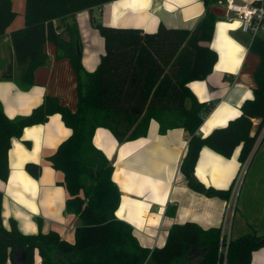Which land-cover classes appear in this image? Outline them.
<instances>
[{
    "label": "trees",
    "instance_id": "1",
    "mask_svg": "<svg viewBox=\"0 0 264 264\" xmlns=\"http://www.w3.org/2000/svg\"><path fill=\"white\" fill-rule=\"evenodd\" d=\"M112 1L25 0V26L10 35L15 69L3 79L13 77L22 88L32 86L35 69L48 61L44 45L52 43L75 72L77 104L72 113L58 100L45 97L29 115L14 119L0 107V180L8 178L11 139L19 138L26 127L59 114L72 133L46 161L63 174L65 211L75 215L79 224L72 243L54 231L23 235L14 220L5 229L0 195V264H34L35 251L42 264H250L252 253L264 246V236L250 232L230 238L223 253L221 229L203 230L194 223L172 226L162 248H142L132 228L115 217L119 190L111 178L112 167L93 146L92 138L96 129L104 128L120 142L132 141L146 135L151 120L158 123L161 135L183 129L187 146L179 171L187 187L228 201L234 182L227 190L206 187L196 179L194 170L204 147L230 158L241 146L238 160L243 165L258 139L260 146L264 143V31L252 35L249 45V51L259 59L253 71V98L242 103L239 117L201 137L198 129L214 103H200L187 85L205 80L216 63L215 52L205 44L212 40L217 21L214 7L220 0H202L205 13L193 30L160 25L156 33L148 34L106 27L91 17L92 27L104 40V54L94 72H85L75 15ZM13 19L11 1L0 0V36ZM55 20L66 21V38L53 24ZM253 120H258L257 125ZM25 170L37 178L41 169L27 164ZM15 252L26 253L23 263L16 262Z\"/></svg>",
    "mask_w": 264,
    "mask_h": 264
},
{
    "label": "crops",
    "instance_id": "2",
    "mask_svg": "<svg viewBox=\"0 0 264 264\" xmlns=\"http://www.w3.org/2000/svg\"><path fill=\"white\" fill-rule=\"evenodd\" d=\"M10 1L14 19L0 36V107L9 119H14L29 115L49 97L74 113L76 75L70 61L60 58V52L52 43L44 45L48 61L35 69L32 86L22 88L13 77L3 79L15 69L10 35L25 26V0ZM253 1L261 0H235L241 5ZM204 13L202 0H115L91 11H80L75 21L80 35L82 67L85 72H94L104 54V40L92 27L91 17L106 27L153 34L160 25L193 30ZM214 14L217 21L212 40L205 45L215 52L216 63L205 80L187 85L200 103H214L198 129L201 137L240 116L242 103L253 98V71L259 60L249 51L252 35L244 31L243 24L237 19L228 21L231 15L219 4L215 5ZM66 21L53 22L60 27L63 38H66ZM71 133L61 116L53 114L45 123L26 127L19 138L11 139L8 178L5 182L0 180L1 219L5 229H9V221L14 220L23 235L54 231L63 240L73 242L79 221L65 211L67 192L61 184L63 174L46 161ZM92 144L112 167L111 178L120 194L115 217L132 228L142 248L150 251L162 248L170 228L185 223H194L203 230L224 227L229 238L246 234L245 226L235 220L237 211L235 216L234 209L226 213L229 200L206 197L187 187L179 171L187 146L183 129H172L161 135L158 123L151 120L144 137L120 142L109 130L98 128ZM240 149L241 146L237 147L230 158H224L207 147L202 148L194 170L196 179L206 187L229 189L242 168L238 160ZM27 164L40 166L37 178L26 172ZM248 171L240 193L232 198L233 206ZM253 179L256 180L250 185L255 191L260 190V210L264 211V171L256 173ZM34 264H42L37 251ZM250 264H264V246L252 253Z\"/></svg>",
    "mask_w": 264,
    "mask_h": 264
},
{
    "label": "rangeland",
    "instance_id": "3",
    "mask_svg": "<svg viewBox=\"0 0 264 264\" xmlns=\"http://www.w3.org/2000/svg\"><path fill=\"white\" fill-rule=\"evenodd\" d=\"M260 138L256 142V145L253 149V151L258 148L259 151L257 152V155L253 162L250 165V157L253 153H251L249 159L242 165L243 170L241 173L240 178V186H242L243 179L248 171V176L245 180V184L242 188L241 194L237 195V198L235 199V205L238 207L237 215H236V222L237 224H243L245 226L244 232L245 233H257L258 236H264V211L260 210V201L262 198V194H259L260 190L257 189L256 191L253 189V185H250V182H254L256 179H253L256 177V173H261L264 171V143L259 147L260 144ZM255 156V155H254ZM242 169V168H241ZM240 169V171H241ZM239 171V173H240ZM253 177V178H251ZM239 186L237 193H240L239 190L241 189ZM235 208V206H234ZM236 214V212H235ZM251 226L252 228H247ZM247 226V227H246Z\"/></svg>",
    "mask_w": 264,
    "mask_h": 264
},
{
    "label": "built area",
    "instance_id": "4",
    "mask_svg": "<svg viewBox=\"0 0 264 264\" xmlns=\"http://www.w3.org/2000/svg\"><path fill=\"white\" fill-rule=\"evenodd\" d=\"M217 4L224 7L227 13L231 15L229 20L237 19L243 24L244 31L250 33L251 35H256L259 32L264 31V3L262 0L259 5L251 4H238L235 0H220ZM264 131V130H263ZM244 167H242L240 173H238L231 192V197L229 198V203L227 205L226 213L228 214L231 209H234L232 198L237 194V190L240 186L241 173ZM221 239L220 252H225L226 247L229 242V235L226 234V229L221 228Z\"/></svg>",
    "mask_w": 264,
    "mask_h": 264
},
{
    "label": "water",
    "instance_id": "5",
    "mask_svg": "<svg viewBox=\"0 0 264 264\" xmlns=\"http://www.w3.org/2000/svg\"><path fill=\"white\" fill-rule=\"evenodd\" d=\"M253 122H254L255 125H257L258 120H253ZM259 143H260V142H259ZM258 145H259V144H258ZM255 152H256V149L253 151V153H252L250 159L253 158ZM25 257H26V253H25V252H22V253H20V254H18L17 252H15V260H16V262H22V263H23V262L25 261Z\"/></svg>",
    "mask_w": 264,
    "mask_h": 264
}]
</instances>
